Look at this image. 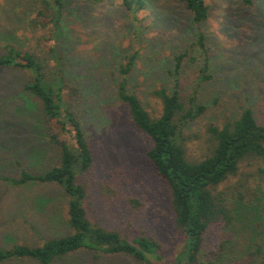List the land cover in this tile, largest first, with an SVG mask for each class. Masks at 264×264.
<instances>
[{
	"label": "rangeland",
	"instance_id": "374dc122",
	"mask_svg": "<svg viewBox=\"0 0 264 264\" xmlns=\"http://www.w3.org/2000/svg\"><path fill=\"white\" fill-rule=\"evenodd\" d=\"M204 1L209 9L202 30L211 77L197 90V101L206 110L186 130L203 134L207 124L220 126L226 116L236 118L247 107L264 124V0H254V7L240 0ZM33 14L30 0H0V42L31 47L34 33L28 19ZM137 17L134 22L128 17L121 0H65L57 48L65 80L79 89L72 109L93 156L91 168L78 178L87 187L88 216L122 236L144 231L161 244L160 256L166 262L182 247L183 234L174 226L168 187L146 156L151 141L131 123L115 85L119 65L135 53L127 87L151 116H158L161 103L150 96L152 89L163 86L171 92L177 83L180 92L188 93L194 87L200 61L184 60L175 72L174 55L188 47L196 27L177 0H146ZM26 79L24 71L0 67V175L18 174L15 157L33 173L48 169L57 157L36 100L22 89ZM201 138L189 142L190 156L202 154ZM108 182L117 183L121 193L146 200L145 211L133 213L122 200L104 197L100 186ZM66 203L59 186L12 187L0 181V246L38 245L66 234ZM228 239L223 256L209 263L207 254L217 241L215 230L210 231L193 264H229L255 243L264 247V185L258 186L252 203H236ZM0 264L38 263L24 258ZM52 264L143 263L124 254L80 250Z\"/></svg>",
	"mask_w": 264,
	"mask_h": 264
},
{
	"label": "trees",
	"instance_id": "16d2710c",
	"mask_svg": "<svg viewBox=\"0 0 264 264\" xmlns=\"http://www.w3.org/2000/svg\"><path fill=\"white\" fill-rule=\"evenodd\" d=\"M177 1L190 12L196 35L186 49L174 55V71L180 69L184 60L200 61L192 90L180 92L177 83L171 92L163 86L152 89L149 94L159 99L161 108L158 116H151L127 87V75L135 59L133 53L119 65L120 79L115 92L127 107L131 123L151 141L146 156L168 187L174 226L183 234V245L178 253L164 262L160 256L161 244L154 237L144 231L132 237L122 236L119 231L106 228L88 216L87 187L78 178L91 168L93 156L72 109V100L79 89L65 80L63 57L57 48L63 33L61 19L65 0H30L34 14L28 19V26L34 33V44L21 49L13 43L0 42V67L27 73L22 89L36 100L45 136L57 151V157L48 169L39 173L21 167L15 157L18 174H1L0 181L12 187L59 186L67 199L68 232L38 245L0 246V262L29 258L38 264H52L58 258L86 250L95 254H124L143 264L156 261L193 264L212 230L217 241L207 259L213 263L223 256L236 203H252L258 186L264 185V124L259 123L247 107L236 118L226 116L220 126L207 124L203 134L186 130L187 125L206 110L205 105L197 101V90L211 77L207 73L208 55L202 30L209 6L204 0ZM240 1L247 7L255 4L254 0ZM145 4L146 0H121V6L133 22L138 20L137 15ZM200 134L205 143L202 154L190 156L189 142L202 139ZM100 192L106 198L122 200L133 213L145 211L148 206L141 197L121 193L117 183L102 184ZM229 264H264L263 245L255 243L243 257Z\"/></svg>",
	"mask_w": 264,
	"mask_h": 264
}]
</instances>
